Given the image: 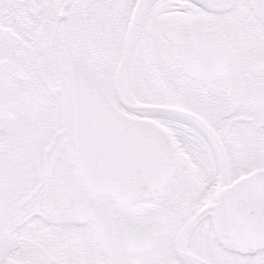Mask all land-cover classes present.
<instances>
[{
  "label": "snow or ice",
  "instance_id": "6c2138e0",
  "mask_svg": "<svg viewBox=\"0 0 264 264\" xmlns=\"http://www.w3.org/2000/svg\"><path fill=\"white\" fill-rule=\"evenodd\" d=\"M0 264H264V0H0Z\"/></svg>",
  "mask_w": 264,
  "mask_h": 264
}]
</instances>
